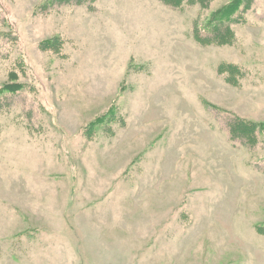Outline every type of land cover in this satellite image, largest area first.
I'll use <instances>...</instances> for the list:
<instances>
[{"label": "rangeland", "instance_id": "1", "mask_svg": "<svg viewBox=\"0 0 264 264\" xmlns=\"http://www.w3.org/2000/svg\"><path fill=\"white\" fill-rule=\"evenodd\" d=\"M177 1L0 0V264H264V0Z\"/></svg>", "mask_w": 264, "mask_h": 264}, {"label": "bare ground", "instance_id": "2", "mask_svg": "<svg viewBox=\"0 0 264 264\" xmlns=\"http://www.w3.org/2000/svg\"><path fill=\"white\" fill-rule=\"evenodd\" d=\"M114 246H123V242L117 241ZM196 254V252L194 253ZM183 256V255H182ZM174 256H164V259L161 261H164V264L168 263V264H172L174 263L176 260H178V262H180V260H182V262L184 260H186V257H181V259H179V256H177V258H173ZM183 258V259H182ZM181 263V262H180ZM178 263V264H180Z\"/></svg>", "mask_w": 264, "mask_h": 264}, {"label": "trees", "instance_id": "3", "mask_svg": "<svg viewBox=\"0 0 264 264\" xmlns=\"http://www.w3.org/2000/svg\"><path fill=\"white\" fill-rule=\"evenodd\" d=\"M181 1V0H178L177 3ZM239 6V4L237 2H234V5L231 7V8H227V13L229 16L233 15V12L237 11L236 8Z\"/></svg>", "mask_w": 264, "mask_h": 264}]
</instances>
